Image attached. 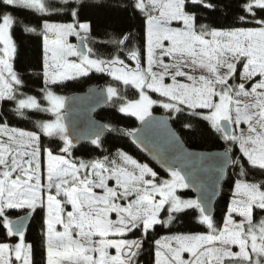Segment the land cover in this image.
I'll return each instance as SVG.
<instances>
[{"label": "snow or ice", "instance_id": "1", "mask_svg": "<svg viewBox=\"0 0 264 264\" xmlns=\"http://www.w3.org/2000/svg\"><path fill=\"white\" fill-rule=\"evenodd\" d=\"M83 7L84 0H0V264H36L25 229L37 210L43 213L42 264H139L156 228L189 211L207 232L154 239V264H264V180L247 179L244 164L264 175V0L227 5L234 16L227 29L202 22L221 7L215 0H128L126 8L143 18V43H133L132 31L109 33V56L90 46L96 41L91 22L81 19ZM18 10L37 22L15 15ZM16 29L40 39L37 71L14 70ZM73 36L78 45L69 42ZM91 72L114 82L106 98L120 114L161 129L155 150L167 178L121 148L104 147V134L118 133L143 148L140 128L91 121L86 135L70 128L66 98L55 89ZM26 75L40 81L37 94L24 91ZM120 84L135 89L137 98L122 95ZM5 103L12 107L3 109ZM154 106L166 111V120L155 121ZM27 110L51 118L36 120V131L9 126V113L27 118ZM182 117L186 129L195 119L220 134L228 145L225 164L239 168L221 225L207 197L183 195L196 189L198 169L168 128ZM42 137L55 147H44ZM81 140L97 154L77 156ZM235 146L241 155L232 159ZM16 212L24 214L13 219Z\"/></svg>", "mask_w": 264, "mask_h": 264}, {"label": "trees", "instance_id": "2", "mask_svg": "<svg viewBox=\"0 0 264 264\" xmlns=\"http://www.w3.org/2000/svg\"><path fill=\"white\" fill-rule=\"evenodd\" d=\"M215 2L220 4L221 7L210 15L206 13V19L202 22L211 23L217 28H229L233 26V9L232 7H227V5L233 4L234 0H215ZM127 4L128 0H84V7L81 10V19L91 22L92 37L96 43L93 44L91 41L89 43L98 55L109 56L113 53L112 47L104 43L108 39L107 34L109 33L115 34L132 31L136 37L133 43L135 45H142L144 28L143 18L138 15H133L132 10L126 8ZM14 14L23 17L30 23H36L38 20L37 16L25 10H18ZM14 39L17 43V54L13 62L14 70L17 72L29 73L37 71L43 55L40 39L35 36L24 35L19 29L14 31ZM25 79L26 87L24 88V91L28 94H37V90L41 86L40 81L35 76L30 75H26ZM95 82L104 83L105 87L110 84L116 86L106 74L91 72L86 77L69 80L64 84L57 86L55 91L66 96L72 92H83L88 86ZM119 89L121 94L125 97L129 99L137 98L135 89H132L131 87L126 88L120 84ZM2 107L7 110L12 107V105L5 103ZM153 112H161V109L156 106L154 107ZM25 115L27 118L9 113L7 116L9 126L36 131L34 124L36 120L51 118L48 114H41L32 110H27ZM95 116L105 124H111L118 128H136L138 125V121L135 117L120 114L110 101H108L103 108L99 109ZM171 122L173 127L180 134L183 142L191 149L213 150L228 146L220 138V134L210 130L205 122L193 119L191 121L192 127L187 129L184 127V124L189 123V121L183 117L179 121ZM103 140L106 149L115 150V148H121L138 162L147 163L153 168V170L157 171L160 176L164 177L167 175V172L159 169L138 149L130 137L121 136L118 133H105ZM42 145L44 147L54 148L55 142L52 138L42 137ZM90 148L91 145L88 142L80 143L75 154L85 159L89 158V156L96 155L97 153L90 152ZM238 152V146L233 147L231 152L233 159L241 155H238ZM244 164L246 170H248L247 179L256 181L264 180V175H261L259 171L249 169L246 160H244ZM238 176L239 168L231 165L227 170L224 182L221 184V193L214 207L213 216L218 225L222 224L223 215L227 211V206L231 199L232 188L235 179ZM183 195L194 197L189 190H184ZM23 214V212L13 213L12 218H16V216ZM42 216L43 213L37 210V212L30 217L25 229L26 242L31 243L34 246V259L36 264H42ZM197 216L198 213L196 211H189L168 228H161L158 226L155 233L152 234V238L146 241L144 252L139 258V264H154V239H160L162 236L168 234L206 233V226L198 224ZM131 236L138 237L139 234L137 232Z\"/></svg>", "mask_w": 264, "mask_h": 264}, {"label": "water", "instance_id": "3", "mask_svg": "<svg viewBox=\"0 0 264 264\" xmlns=\"http://www.w3.org/2000/svg\"><path fill=\"white\" fill-rule=\"evenodd\" d=\"M77 45L79 42H76ZM65 110L68 113V120L71 128L72 125L76 126L77 131L81 135H86L88 131V123L95 122L96 124H105L102 120L98 119L95 114L96 112L103 108L108 100L106 98V87L104 83L95 82L88 86L83 92H72L65 96ZM165 113L152 112V116L155 121H164L167 119ZM136 128H140L141 132L138 134V139L144 145L143 148L139 147L134 143L138 149L151 160L159 169L165 171L164 161L162 157L155 150V146L161 143L162 131L160 128H146L142 127L141 122H137ZM168 128L171 129L176 136L179 138L183 149L188 153L192 154L193 165L198 169L196 173V189L189 190L194 198L204 195L208 198L211 206L212 213H214L215 204L221 193V184L224 182L227 170L231 164H225L223 159V152L225 148L219 149H197L188 147L181 138L180 134L173 127L172 122H168ZM131 138V137H130ZM132 140V138H131ZM87 142L81 140L80 143ZM233 159L231 153L229 154ZM221 168L223 171L221 172ZM166 172V171H165ZM187 173L188 170H185ZM201 185L203 186V191H201ZM15 219V218H13ZM28 219L27 223L29 222ZM28 224H26L27 227Z\"/></svg>", "mask_w": 264, "mask_h": 264}, {"label": "rangeland", "instance_id": "4", "mask_svg": "<svg viewBox=\"0 0 264 264\" xmlns=\"http://www.w3.org/2000/svg\"><path fill=\"white\" fill-rule=\"evenodd\" d=\"M224 29H227V28H224ZM69 42L70 43H73V44H77L76 42H77V38L76 37H69ZM237 81L239 82V73H237ZM108 86H106V88H107ZM59 94V93H58ZM59 95H61V94H59ZM62 96H64V95H62ZM65 97V96H64ZM153 98H156V94H153ZM154 107H156V106H154ZM154 107L152 108V112H153V109H154ZM157 107H159V106H157ZM160 109H161V112L160 113H165V114H167L166 113V111L163 109V108H161V107H159ZM138 121V120H137ZM139 122V121H138ZM241 128H246V125H244V124H241V126H240ZM20 129V128H19ZM22 130H27V129H23V128H21ZM28 131H30V130H28ZM32 131V130H31ZM238 155H240V152H238ZM165 178H167V175L166 176H164ZM185 198H194V197H192V196H184ZM221 225V224H220ZM196 233V232H195ZM200 233V232H199ZM138 234L140 235V233L138 232ZM181 234H188V233H181ZM172 235H174V234H172ZM172 235H170V234H168V235H164V236H162L161 238H163V237H167V236H172ZM176 235V234H175ZM139 237V236H138ZM138 237H134V236H131V235H129L128 236V238L129 239H134V238H138ZM160 238V239H161Z\"/></svg>", "mask_w": 264, "mask_h": 264}]
</instances>
